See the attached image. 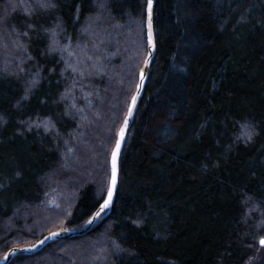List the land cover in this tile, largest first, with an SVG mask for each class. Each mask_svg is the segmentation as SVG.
Instances as JSON below:
<instances>
[{
    "label": "trees",
    "instance_id": "obj_1",
    "mask_svg": "<svg viewBox=\"0 0 264 264\" xmlns=\"http://www.w3.org/2000/svg\"><path fill=\"white\" fill-rule=\"evenodd\" d=\"M42 1L0 0V37L19 48L9 52L15 67H0V254L46 233L29 226L50 194L69 196L52 226H80L100 205L113 138L100 146L99 134L117 123L107 112L125 104L147 53V0ZM153 30L156 53L110 212L91 232L8 264H244L255 255L264 233V0H155ZM131 46L134 69L124 75ZM77 47L80 74L64 60L63 49ZM94 145L98 170L87 163ZM73 153L79 168L64 169Z\"/></svg>",
    "mask_w": 264,
    "mask_h": 264
},
{
    "label": "rangeland",
    "instance_id": "obj_2",
    "mask_svg": "<svg viewBox=\"0 0 264 264\" xmlns=\"http://www.w3.org/2000/svg\"><path fill=\"white\" fill-rule=\"evenodd\" d=\"M35 2L36 3H41L43 1L42 0H35ZM0 36H2V35L0 34ZM3 40L4 39L0 37V67L3 70H4L5 67L11 69V68L15 67V64L17 63L16 61H18V60H15V58H13L9 54V52L12 51V50H15L17 52L19 50V48L16 47L14 44L9 43L8 41H6L7 43H5V42H3ZM57 43H58V40L55 41V39H54L52 41L53 48H58ZM63 51L65 53V56H67V54H68V57L66 59H64L66 61L65 66L68 67V68H72V71L80 74L81 73V70H79V69H80V62L81 61H78V58L76 57L77 56L76 54L79 55V57H80L79 59L81 60L82 57L85 56V55H83L81 57V54H82V52L84 53V50L81 47H77V48L74 49L73 52H68V51H65L64 49H63ZM134 56H136V55H135L134 50L132 49V46H131V48H130V54H129L128 62H127L128 64L126 63L127 65L124 68L125 69V74L124 75H127L128 73L131 72V70L134 69V68H132L133 67L132 62H133ZM67 60H69V61H67ZM141 66H142V64L141 65H138L136 67V71H135V75H136L135 77L136 78H137L138 71L141 68ZM74 67H77L79 69H76ZM121 74H122V72H121ZM117 75H118V73H116V76ZM118 78H119V75L116 77L117 80H116V84L115 85H117L119 83L118 82ZM121 80H122V78H121ZM136 82H137V79L136 80L133 79V81L131 82V85L129 87L128 97L126 98L125 104H123L122 106H120V105L118 106V102H114L115 105L113 106V108L111 110L108 109L109 111L107 113L109 115L110 114L112 115L113 112H114V114L112 115V117L115 115V113L118 114L117 123L114 126H113L112 123H110V121L105 122V124L103 123V128L101 129V133L99 134L100 135V137H99V144H100V146L106 140V137H107L108 133H109V135L111 134V137L113 138L112 141H109L108 142L109 145L107 147V155H108L107 156V160H108L107 162H108V165H109V155H110L111 149H112V147L114 145V142H115L117 129H118L119 125L121 124L122 120H123V117H124L125 112H126V109H127V105L129 103V99H130V97H131V95H132V93H133V91L135 89ZM118 85H119V88L120 89H122V90L124 89V88H121V87H124L123 80ZM115 98H116V101H118L117 96H115ZM88 104H90L89 101H88ZM122 107H123V109L121 110ZM86 108H87V106H86ZM120 111H121V113H120ZM92 114H95V113H92ZM109 115H106L105 116L104 121L107 120V118H108ZM83 119L84 120H82V124H85V121L87 119L86 116H84ZM40 123H42V122H40ZM79 137L83 139V135L80 134ZM100 146L99 145H97V147H95V145L93 146V148H92L93 152H92V155H91V159L87 162V163H91L92 164V167L95 166V169L96 170H98V165H96L95 162L97 161V158H99L100 155H101V153L99 151L100 150ZM95 148H97V150ZM78 158H79V156L76 153H73L69 157V160L66 161V165H65L66 167L65 168L63 167V168L64 169L79 168V165L81 164V161ZM108 168H109V166H108ZM109 174H110V169H108V173H107L106 179L103 181V183H101V188H102V192H104V195H105V193L107 191V188H108ZM63 192L64 191L61 189L60 192H59L60 194L57 197H56V195L55 196H50L51 194L47 197L48 199H50V203L49 204H46V205H43L42 206L43 209L40 208L41 210L40 209L38 210V212H37V218L34 219V221L32 222V224L29 227H36L37 226L36 228H41V229L42 228H45V232L46 233L49 232V231H51V230L60 229V228H66L62 224H60V225L59 224H55V225L52 226V224H54V221L61 220V218H60L61 217V214H63V215L65 214L66 215L68 213L67 212V204L69 203V201H68L69 196H68V194H66V195L63 194ZM48 199H47V203H48ZM52 204H54V205H52ZM48 205H51L52 208H57L58 211L57 212L47 211V210L50 209V207ZM45 211L50 212L51 214L50 213H46ZM26 212H27V215H25V218L24 219H26L27 217H29L30 209H28V211H26ZM17 220H18V218L15 219V221H17ZM54 226L57 227V228H55ZM14 228L15 227L12 226V225L9 226V230L10 231L12 229H14ZM16 231H18V230H16ZM16 231H13V232H16ZM46 233H44V234H46ZM14 236H16V238H17L16 241H18V242L21 241V240L24 241L23 240L24 238H22L20 235L14 234ZM39 238H37V239H39ZM13 239H15V238H13ZM25 240H30V239H25ZM36 240L30 241V242H27V243L14 244V245H16V246H25V245H28V244H31V243L35 242ZM262 240H264V233L258 238V247H257V250H256L255 255L252 256V257H250L244 264H254L260 258L261 254L264 252V244L261 243ZM81 247L85 250L84 257H88L90 255V252H93L95 250V249H93V246H92V243L91 242L88 245H83ZM4 253L2 252L0 254V258L3 256ZM77 257L79 258L78 255H77ZM96 258H97V256H96Z\"/></svg>",
    "mask_w": 264,
    "mask_h": 264
},
{
    "label": "water",
    "instance_id": "obj_3",
    "mask_svg": "<svg viewBox=\"0 0 264 264\" xmlns=\"http://www.w3.org/2000/svg\"><path fill=\"white\" fill-rule=\"evenodd\" d=\"M154 3H155V0H151V10H150L151 14L149 15V7H148L149 0H147L146 20H145L147 53L143 60L142 66L138 71L135 89L129 99V103L127 105V109L123 117V120L117 129L115 142H114V145L109 155L110 174H109V180H108V188H107V191L105 193L103 200L101 201L100 205L95 209V211L91 214V216L82 225L77 226V227H66V228L51 230L31 244H28L25 246H16V245L11 246L5 251L3 256L0 258V264H8L10 260L18 254H27V255L34 254L35 252L43 248L50 241L74 238V237L85 235L91 232L100 223L101 219L110 212L112 205L114 204V201L116 198V192H117V187H118V182H119L120 155L125 145L127 132L133 123L135 112L139 105L140 99L144 93L147 79L150 75V66H151L153 57L155 56V53H156L155 37H154V30H153ZM122 130H123V133H122ZM117 145H119V148H117ZM114 175H115V181H116L115 185H113ZM110 189L112 190L111 202L108 204L107 207H103L105 200L108 199V192Z\"/></svg>",
    "mask_w": 264,
    "mask_h": 264
},
{
    "label": "snow or ice",
    "instance_id": "obj_4",
    "mask_svg": "<svg viewBox=\"0 0 264 264\" xmlns=\"http://www.w3.org/2000/svg\"><path fill=\"white\" fill-rule=\"evenodd\" d=\"M149 15L151 14L150 10H151V0H149ZM135 99V98H133ZM122 133H123V130H122ZM117 148H119V145H117ZM115 155V154H114ZM115 175L113 176V185H115ZM111 199H112V190L110 189L109 192H108V199L105 200L104 202V206L103 207H107L108 204L111 202ZM262 244H264V240L261 241Z\"/></svg>",
    "mask_w": 264,
    "mask_h": 264
},
{
    "label": "bare ground",
    "instance_id": "obj_5",
    "mask_svg": "<svg viewBox=\"0 0 264 264\" xmlns=\"http://www.w3.org/2000/svg\"><path fill=\"white\" fill-rule=\"evenodd\" d=\"M82 225V224H81Z\"/></svg>",
    "mask_w": 264,
    "mask_h": 264
}]
</instances>
